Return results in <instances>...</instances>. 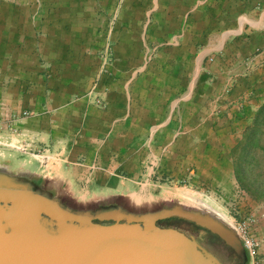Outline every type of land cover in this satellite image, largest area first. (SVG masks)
<instances>
[{
    "label": "crops",
    "instance_id": "0c3cea01",
    "mask_svg": "<svg viewBox=\"0 0 264 264\" xmlns=\"http://www.w3.org/2000/svg\"><path fill=\"white\" fill-rule=\"evenodd\" d=\"M262 141L264 0H0V166L70 210L155 216L176 182L228 190ZM238 206L264 264V206Z\"/></svg>",
    "mask_w": 264,
    "mask_h": 264
},
{
    "label": "water",
    "instance_id": "95a60500",
    "mask_svg": "<svg viewBox=\"0 0 264 264\" xmlns=\"http://www.w3.org/2000/svg\"><path fill=\"white\" fill-rule=\"evenodd\" d=\"M176 214L217 235L241 254L234 236L175 206ZM0 264H224L192 234L154 216L75 212L53 196L0 187Z\"/></svg>",
    "mask_w": 264,
    "mask_h": 264
},
{
    "label": "rangeland",
    "instance_id": "374dc122",
    "mask_svg": "<svg viewBox=\"0 0 264 264\" xmlns=\"http://www.w3.org/2000/svg\"><path fill=\"white\" fill-rule=\"evenodd\" d=\"M102 42L94 46V55H95L96 61L98 60V55L102 49ZM112 47L113 45H111L110 47L111 54H112ZM111 59H113L112 55H111ZM256 144L257 145L254 147V150L255 149L260 150L262 152V155L257 156V158L255 159L256 162L254 163V166H251L253 164L251 160L253 159L251 160L248 159L249 162L246 161L248 164L247 174L243 175L239 172L236 173V163L237 162L236 160L235 161L232 160L234 181L230 189L225 190L223 188L221 189L220 187H217L214 190H212V193L210 195L209 194L206 195L205 193L201 191L188 187L187 185H185L184 182H176L174 184V187L176 189V195L174 196V198H164L163 199L166 205L162 207V212L166 213L171 208L169 207L170 205L167 204L166 200L172 201L175 204H180L182 206L190 207L191 202L184 197V194L185 193L192 194L193 196L198 197L199 199L207 202L212 207H214L215 209L211 207L210 208L218 212L227 223L233 226V229L235 232V235L233 236L235 240L237 241V243L239 244V246H241V249L243 251L244 247L242 245V240L240 237V230L236 227V221H239L240 220L239 217L241 216L244 217V219H247V218H251L252 215L250 213H244L243 215H241L238 205H240L242 201L247 200L251 202L252 200V201H257L264 206V141L258 142ZM37 158L38 160L40 159L42 163L46 160L43 157H39V156H37ZM48 160L49 159H47V162ZM246 162L244 164L245 167H246ZM11 163H12V159H9L7 166L10 169V171L14 174L16 178L21 176L22 174L20 172L14 171L12 167L9 166ZM251 167L259 168V171L261 173L259 182L252 180V175L249 173ZM23 180L24 182H26L28 186L35 185L37 182L36 178H33V177L29 178L28 175H26V178ZM38 183L39 182H37V184ZM199 203H202V202H199ZM154 217H155V220L161 221L162 224H166L164 222L171 221L173 218H181L183 220H187L183 217L177 216L176 214H170V215L163 216V217H160L159 215H155ZM167 218L170 220H168ZM187 221H190V220H187ZM177 225L182 229V231L188 234H192L193 236H196L197 239L199 240V243L203 247L215 252L222 259L224 264H244V263H241L239 257L234 252H232L231 250L232 247L226 245L217 235L214 234V237H213V240L215 241L214 243V242L208 241L205 238L203 234L204 231L202 232V230L196 231L193 229L192 226H188L184 223H177ZM201 228L208 231L207 229L203 227Z\"/></svg>",
    "mask_w": 264,
    "mask_h": 264
},
{
    "label": "bare ground",
    "instance_id": "6f19581e",
    "mask_svg": "<svg viewBox=\"0 0 264 264\" xmlns=\"http://www.w3.org/2000/svg\"><path fill=\"white\" fill-rule=\"evenodd\" d=\"M26 178V174H22L19 177H15L9 168L0 166V187H12V188H24L26 182L23 179ZM190 207L182 206L180 204L168 203L170 206H175L177 208L188 210L196 215V217L205 218L215 226L224 229L226 232L235 235L233 226L227 223L221 215L211 209L206 204L199 202L190 201Z\"/></svg>",
    "mask_w": 264,
    "mask_h": 264
},
{
    "label": "built area",
    "instance_id": "2783aa9c",
    "mask_svg": "<svg viewBox=\"0 0 264 264\" xmlns=\"http://www.w3.org/2000/svg\"><path fill=\"white\" fill-rule=\"evenodd\" d=\"M113 16H115L114 14L110 17L109 19V22H108V25H106V27H104L101 31H102V34L104 35V39H103V42H102V49H101V52L99 53L98 55V65H97V68H96V73L94 75V78L92 80V83H91V88H90V91L93 90L95 84H96V81L97 79L99 78V76L101 74H103V72H105L106 70V64L110 62L111 60V50H110V47L112 45V39L110 38V34L112 33V23H113ZM254 218L251 217V218H247L246 220L249 222V221H252ZM249 224L246 222V223H242L239 225L236 223V227L240 230V237H241V240H242V245L243 247L246 249L247 253L249 254L250 256V259H251V264H257V258H256V239L255 237L253 236L252 233L246 231V230H243V228H245L246 226H248Z\"/></svg>",
    "mask_w": 264,
    "mask_h": 264
},
{
    "label": "flooded vegetation",
    "instance_id": "af4514ba",
    "mask_svg": "<svg viewBox=\"0 0 264 264\" xmlns=\"http://www.w3.org/2000/svg\"><path fill=\"white\" fill-rule=\"evenodd\" d=\"M168 219V218H167ZM168 220H170V219H168ZM173 221V222H172ZM155 223L156 224H162V222L161 221H159V220H155ZM164 223H166V224H168V225H170V226H173V227H176V228H178V229H180V230H182L178 225H177V223H184V224H186V225H188V226H192L193 227V229L194 230H199V231H201L202 230V232H203V234H204V236H205V238L208 240V241H210V242H214L215 243V241L213 240V237H214V234H212L211 232H209V231H206V230H204V229H202L200 226H197V225H195L194 223H192V222H190V221H187V220H183V219H181V218H173L171 221H168V222H164ZM194 238H195V240L199 243V240L197 239V237L196 236H194ZM200 244V243H199ZM207 249V248H206ZM207 250H209V249H207ZM231 250H232V252H234L236 255H239L240 256V254H237L235 251H234V249L233 248H231ZM210 252H212V254H214L221 262H223L222 261V259L215 253V252H213V251H211V250H209Z\"/></svg>",
    "mask_w": 264,
    "mask_h": 264
},
{
    "label": "trees",
    "instance_id": "16d2710c",
    "mask_svg": "<svg viewBox=\"0 0 264 264\" xmlns=\"http://www.w3.org/2000/svg\"><path fill=\"white\" fill-rule=\"evenodd\" d=\"M158 225L166 226V225H168V224H158Z\"/></svg>",
    "mask_w": 264,
    "mask_h": 264
}]
</instances>
